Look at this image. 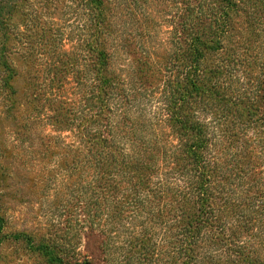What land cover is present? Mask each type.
<instances>
[{"label":"trees","instance_id":"1","mask_svg":"<svg viewBox=\"0 0 264 264\" xmlns=\"http://www.w3.org/2000/svg\"><path fill=\"white\" fill-rule=\"evenodd\" d=\"M0 108V264H264V0H0Z\"/></svg>","mask_w":264,"mask_h":264},{"label":"rangeland","instance_id":"2","mask_svg":"<svg viewBox=\"0 0 264 264\" xmlns=\"http://www.w3.org/2000/svg\"><path fill=\"white\" fill-rule=\"evenodd\" d=\"M48 20H49V17H48L47 21ZM165 30L166 29H164V31ZM125 60L128 61V58L126 56H124V55L123 56L120 55L119 56V59L118 58L116 59V62L114 64L113 69L116 71V70H120V68H124V66L126 65V61ZM26 84H27V80L23 76H22V78H18L16 80L15 87H16V90H17V97H18V100L21 102V104H26V100H24V98H23L24 92L26 90ZM2 112H3V108H0V114H1L0 116H3L4 117V114H2ZM18 118H19L18 121H17L18 124H24L25 123V121H26V116L25 115H24V117L21 116V115H18ZM6 124L7 123L5 121L1 125L2 126V130L0 132V142H2L3 134L5 135V133H3L4 130H7V128L5 129ZM5 139H6V136H5ZM26 221L28 223L32 222L31 221V217L28 216V215H26Z\"/></svg>","mask_w":264,"mask_h":264}]
</instances>
